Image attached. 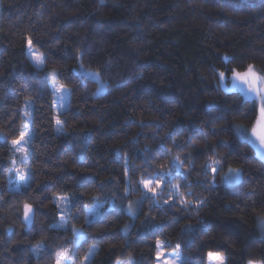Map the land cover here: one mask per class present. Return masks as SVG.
<instances>
[{
    "label": "trees",
    "instance_id": "1",
    "mask_svg": "<svg viewBox=\"0 0 264 264\" xmlns=\"http://www.w3.org/2000/svg\"><path fill=\"white\" fill-rule=\"evenodd\" d=\"M29 36L48 55L39 70L27 56ZM81 53L84 68L98 72L108 90L94 95L96 82L75 71ZM225 54L235 57L228 67L243 71L253 64L264 71V0H0V132L7 134V143L0 139V264H54L72 245L71 229L53 225V196L66 193L75 201L70 221L86 234L76 246L77 259L92 244L97 251L91 264L126 259V168L135 212L129 251L136 264H155L157 240L167 241L168 251L180 243L188 264H204V251L229 256L231 264L264 261L257 219L264 213V162L233 131L235 125L250 127L255 114L246 107L236 111L244 103L238 90L217 87ZM50 70L69 88L68 104L59 112L62 132L54 129ZM25 98L34 117L32 176L27 186L9 189V140L19 135ZM175 156L185 165L181 172L192 168L194 195L186 198L205 199L203 207L183 209L178 201L169 206L164 193L155 197L161 207L153 205L152 194L143 198L138 182L170 167L172 182L187 191ZM213 156L223 169L214 184L201 186L196 181L205 179L202 166ZM228 167L243 169L240 184L222 183ZM94 199L101 212L85 223V207ZM25 202L35 210L31 225L24 223ZM37 245L42 247L34 251Z\"/></svg>",
    "mask_w": 264,
    "mask_h": 264
},
{
    "label": "snow or ice",
    "instance_id": "2",
    "mask_svg": "<svg viewBox=\"0 0 264 264\" xmlns=\"http://www.w3.org/2000/svg\"><path fill=\"white\" fill-rule=\"evenodd\" d=\"M101 5H103L104 0H100ZM27 50L31 61L34 66L39 70L40 68L46 66V62L48 59V55L46 52H40L34 46V40L31 36L27 38L26 41ZM83 53L78 57V70L80 75L84 77L85 81H95L97 84V92L94 95H99L106 90L109 89L110 85L107 81L101 79L100 74L96 71H90L84 68L83 65ZM235 57L228 56L225 54L222 57V60L225 63V70L218 71L213 68L214 72H217V87H221L225 84V82L229 79L228 74L230 73L231 79V90H239L240 93L243 94L242 99L244 103L237 107L236 111H240V108L246 107L248 114H255V119L252 122L250 127H246L243 125H235L234 126V134L235 137L239 141L246 142L256 148V154L260 158L262 162H264V71L257 70L253 64H248L243 71L238 70L237 68L228 67V64H231ZM51 75L53 77L58 76L59 72L54 70ZM68 89L65 85L61 84L59 86H53V94L58 97L59 107H66L64 100L65 96L64 92H67ZM30 103V102H29ZM230 110V109H229ZM24 116L29 118V120L34 121L33 114L30 112H25ZM63 122L60 120L59 116L56 117V124L59 126ZM33 128L29 127L27 124L21 127L19 130V135L11 140V150L13 153H20L21 160L24 161L23 167H16L15 158L11 159L9 163L12 167L9 169L10 174L15 172L20 175V180L24 186L28 185V181L31 179V172L28 170L29 165L26 161L30 158V151L27 147H23V145L30 144L33 136ZM198 134L207 135L206 132H202L198 130ZM0 139H3L4 142L7 143V134L0 132ZM212 151L215 153V148L212 147ZM173 161H177L174 165L175 172L180 175L181 179L184 180L187 184V191H181L182 185L179 183H172L173 180V170L170 167L167 171L163 172H155L153 173L152 179H141L138 183L142 184V196L143 198H148V194H153L152 203L155 207H161L160 202L155 198L158 194V189L163 192L164 190H170L173 195L169 197V200L172 201V204L169 205V201H164V205L175 206L177 201L179 206H182L183 209H188L190 207L199 209L204 206L206 203L205 199L197 197L195 200L188 199L186 196L190 197L194 195L193 192V181L188 180V176L192 168L195 165V158L192 157L191 152L188 153L186 159L189 161V164L192 165V168L189 169L188 172H181V168L185 167L183 162H180V157L175 156L172 158ZM226 161V157L224 158ZM223 169V163L221 159H216L213 157H208L205 161V164L202 166V172L205 177L203 180H198L196 183L199 185H211L215 183L216 175ZM128 169L126 168L125 175H128ZM22 173V174H21ZM209 175L211 178L209 179ZM160 177L157 179L156 177ZM243 177V169L242 168H231L229 167L228 171L224 173V182L228 185H238L241 183ZM11 184V179L9 180ZM163 185V187H162ZM20 185L17 186V190H19ZM133 190V186L131 181H129V187L125 189V192H129ZM75 196V193H73ZM68 202L69 205H74L75 201L72 200L71 197H62ZM140 203L139 201L137 202ZM114 206V205H113ZM128 212L130 215H135L133 211L132 205L129 204ZM95 215V212H93ZM35 216V210L33 205L25 202L23 204V219L25 225H31ZM258 224L262 233H264V213L258 214L257 216ZM85 223H92V220L88 217H85ZM62 225H57V227H61ZM191 231V228H188ZM11 231V229H9ZM74 235L72 238V243L78 244L81 240L85 238V232L83 229H72ZM169 246L167 241H159L157 240L154 247L157 249L155 254V259L157 264H188L187 258L180 251L181 244L178 243L176 245V251L172 253L165 252V248ZM42 245H37V248L34 251H38ZM72 250H68L64 255L58 256L55 259L54 264H70V254ZM97 251L96 246H92L91 250L82 258L80 264H91V259L95 255ZM208 264H227V258L222 253H207ZM117 264H136L134 259H128L126 261H118ZM248 264H264V261H249Z\"/></svg>",
    "mask_w": 264,
    "mask_h": 264
},
{
    "label": "rangeland",
    "instance_id": "3",
    "mask_svg": "<svg viewBox=\"0 0 264 264\" xmlns=\"http://www.w3.org/2000/svg\"><path fill=\"white\" fill-rule=\"evenodd\" d=\"M94 3V1H93ZM94 6H95V3H94ZM96 15H97V18H99V13H98V9L96 10ZM103 41H104V45H105V48H106V52H107V56L109 58V63H110V67H111V70H112V73H113V76L114 78L117 80L118 82V89L121 90L122 87L120 85V82H119V76H118V72H117V68H116V65L114 63V59H113V56H112V53H111V50H110V46H109V43H108V40H107V37L104 35L103 36ZM36 48V47H35ZM37 50H39L38 48H36ZM40 51V50H39ZM41 52V51H40ZM27 56L29 57V59L31 60L30 56H29V53H28V50H27ZM33 63V62H32ZM87 70H90V71H95L93 69H89V68H85ZM54 70H50L48 72V81H49V84L51 86V89L53 91V86H59L61 85L62 83L60 81H58V79L55 77H53L51 75V73L53 72ZM75 71H77L78 73L79 70H78V67L75 68ZM230 76L231 74L229 75V79L225 82L224 85H222V88H224L225 90L227 89H231V79H230ZM103 80V79H102ZM67 87V86H66ZM68 91L67 92H64L63 95L65 96V100H64V103L65 105L67 106L68 104V101H69V88L67 87ZM239 91V90H238ZM242 94V93H241ZM243 95V94H242ZM30 102V103H29ZM65 108V107H64ZM64 108H60L59 107V101H58V97L56 95L53 94V110H54V129L56 132H62L64 131L63 127H62V124L61 125H57L56 124V117L59 116V112H61ZM30 112L32 111V101L30 98H25L24 100V105H23V123H22V126H24L25 124H27L29 127H31V120H29V118L25 117L24 116V113L25 112ZM60 118V117H59ZM32 128V127H31ZM15 139V138H13ZM13 139H10L9 142H10V146H11V140ZM23 147H27L30 151V144H26V145H23ZM255 152H256V148H254ZM15 158L16 160V167H23V163H25L24 161L21 160V154L20 153H13V151L11 150L10 151V157H9V161L11 159ZM26 163L29 165V171H30V158L26 161ZM12 167V165L10 164L9 165V169ZM231 168H235V167H231ZM229 169V167L225 170V172H227ZM224 172V173H225ZM22 174V173H21ZM125 172H123V182H124V190L127 188V183L125 182ZM153 176L151 177H145L144 179H152ZM157 179H159L160 177H156ZM11 179V184L9 183V180ZM175 184V182H172ZM222 183H224L225 185H228L224 182V174H223V177H222ZM20 185L19 189L25 187L21 180H20V175L16 174L15 172H12L10 174L9 170H8V173H7V187L9 189H17V186ZM142 185V184H141ZM228 186H231V185H228ZM143 187V186H142ZM163 187V185H162ZM159 193H164V194H168L169 197L173 195V193L169 190L168 192H166V190H164L163 192H161L159 189H158V194ZM151 194V193H150ZM157 194V195H158ZM153 195V194H152ZM156 195V196H157ZM62 197H71V194L70 193H66V194H55L53 196V200L54 202L57 204V207H58V219L57 221L53 224L54 226L57 227V225H62L60 228H70L71 231L73 228L75 229H81L80 227L78 226H75L73 223H71L70 221V218H69V212H70V205L68 204V202L64 199H61ZM125 198H126V204L124 206L125 208V224H124V233H125V236L127 237L128 239V245H127V256H126V259H121L119 261H126L128 259H130V251H129V224H130V218H131V215L129 214L128 212V206H129V202H128V194L127 192H125ZM167 200V199H165ZM101 208H102V203L100 200L98 199H94L92 200L90 203H88L85 207V217H88L89 219H94L95 217H97L100 212H101ZM93 212H95V215H93ZM260 229V227H259ZM261 231V230H260ZM73 233V231H72ZM262 233V232H261ZM264 235V233H262ZM74 235V233H73ZM159 241H162V240H159ZM157 242V241H156ZM95 244H92L87 253L91 250L92 246H94ZM76 246L77 244H73L70 245L61 255H64L65 253L68 252V250H72L71 251V254H70V264H80L81 260L82 259H77V256H76ZM96 246V245H95ZM165 252L167 253H172L176 250H166L164 249ZM157 251V249H156ZM156 251H155V254H156ZM181 251V250H180ZM183 253V255L186 257V254L181 251ZM210 252V251H204V264H208V258H207V253ZM213 252V251H211ZM86 253V254H87ZM213 253H217V252H213ZM85 254V255H86ZM60 255V256H61ZM224 255V254H223ZM225 256V255H224ZM227 258V264H231V257L229 256H225ZM249 262V261H248ZM247 262V264H248ZM155 264H157L156 262V259H155Z\"/></svg>",
    "mask_w": 264,
    "mask_h": 264
}]
</instances>
